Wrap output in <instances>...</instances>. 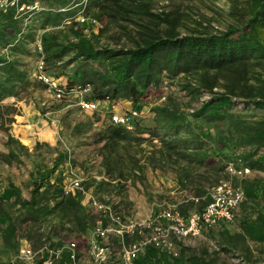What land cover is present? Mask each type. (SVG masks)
Returning <instances> with one entry per match:
<instances>
[{
	"label": "trees",
	"instance_id": "1",
	"mask_svg": "<svg viewBox=\"0 0 264 264\" xmlns=\"http://www.w3.org/2000/svg\"><path fill=\"white\" fill-rule=\"evenodd\" d=\"M18 2L26 6L39 2L47 11L17 13L16 8L0 11V112L9 109V106L1 104L5 98L21 99L35 90H46L43 84L29 78L25 65L19 61L28 54V47L34 41L33 25L25 22L35 17L41 20L42 26L58 24L61 16L65 15L62 13L69 12L65 10L75 4L73 0ZM87 3L85 15L97 10L96 19L128 22L134 26L137 36L128 37L132 42L130 48H96L80 30H69L73 41L66 39L65 43L59 41L55 33H43L40 42L46 71L49 75L64 76L61 87L66 93L88 85L91 91L85 97L87 102L128 99L135 106L146 101L149 88L158 85L163 73L173 78L198 70H225L230 76L225 94L211 97L188 114L195 121V129L185 123L186 114H182L174 102L153 109L151 126H146L143 120L135 122L132 130L112 123L105 125L97 139L105 141V175L112 180L131 176L143 180V165L128 153V149L133 142L138 144L156 138L160 143L159 150L150 152L144 162L151 167L168 165L175 173L177 183L183 189L193 190V199L186 198L177 206L185 215L191 209L200 210L209 200V190L189 187L192 181H188L185 163L211 167L215 164L216 168L212 169L217 173L234 162L236 166L244 165L252 171L264 172V117L256 121L246 120L232 111L241 107L264 115V79L249 76L253 67L264 72V0H231L230 14L236 23L224 32L184 35L178 31L177 15L154 14L147 1L88 0ZM70 53L72 56L64 60ZM72 63L76 67L72 73H67L66 68ZM93 64L101 65L103 71L95 69ZM252 80L257 83L252 84ZM213 86L214 83L210 82L202 88L210 90ZM95 119L98 120L97 117ZM218 123L225 124L220 128ZM208 124H217L214 137L207 131ZM212 139L213 148L209 146ZM120 149H123L122 153ZM66 155L65 151L56 150L50 165L43 160L33 163L28 171V198L19 199V205L11 201V197H19L20 194L13 184L0 194V239L6 247L17 250L19 231L27 221L30 226L24 228L22 237L31 240V245L37 248L43 240L51 241L53 237L57 238V243L67 235H84L95 228L98 220L107 218L82 205L80 192H64L60 166ZM120 157L122 160L126 158L124 164ZM136 171L140 174H135ZM211 175L210 181L215 184L222 180V175L228 179V174ZM95 183L93 194L98 199V193L101 189L107 190L109 182L102 179ZM240 184L245 199L234 218L238 232L230 233L226 225L220 226L219 236L226 251L227 245H233L234 241L264 244V177H245ZM195 198L201 204L196 203ZM102 225H106L105 220ZM121 238L128 241L130 236L123 234ZM40 263L36 261L35 264ZM59 264H68L66 255ZM136 264L217 263L205 252L197 254L187 246H182L177 256L147 246L136 259Z\"/></svg>",
	"mask_w": 264,
	"mask_h": 264
},
{
	"label": "rangeland",
	"instance_id": "2",
	"mask_svg": "<svg viewBox=\"0 0 264 264\" xmlns=\"http://www.w3.org/2000/svg\"><path fill=\"white\" fill-rule=\"evenodd\" d=\"M147 1L154 14L170 13L177 15L179 19L178 31L181 35L189 33H219L224 32L235 25L234 17L231 12V0H136ZM88 2V0H87ZM83 0H73L72 8L65 10L58 24H48L42 26L40 19L32 18L25 24H32L34 29V41L28 47V54L19 58L28 72L30 79H34L36 63L43 55L40 37L43 33H55L59 41L65 43L66 39L72 40L69 30H80L96 48H130L131 37H136L134 26L128 22L119 23L107 22V20L96 19L97 10H91L85 15L88 3ZM28 9L29 12L47 11L38 3L29 5H19ZM36 5V7H35ZM31 7H35L31 10ZM15 8V7H11ZM10 9V8H8ZM7 9V10H8ZM17 10V8H16ZM63 11V10H62ZM6 12V11H5ZM94 20L96 25L88 23L80 24L76 19L79 13ZM18 13V12H17ZM94 18H93V17ZM130 37V38H128ZM73 41V40H72ZM37 44L41 46V54L37 50ZM68 54L64 60L70 58ZM76 64H70L66 69L67 73H72ZM98 71H103L99 64H93ZM52 75V74H51ZM54 78L63 81L64 76ZM250 77H261L264 79V72L258 67L252 68ZM254 79V78H253ZM213 82L214 86L210 90L202 88L207 83ZM230 82V76L225 70L193 71L179 74L173 78L161 75L156 87H150L147 92V99L137 105H141L144 110V117L141 119L146 126L153 124V109L168 102H174L184 116L189 126L194 128L195 121L188 114L200 105L208 101L211 97L225 94V86ZM256 84V80H252ZM197 91V92H195ZM80 99L69 96L62 101L55 100L47 90H35L31 94L21 99L14 97L5 98L1 104L9 106L7 110L0 112V194L13 184L20 190L19 197H11L14 205H19V199L28 198V171L37 160H43L48 165L56 156V150H63L67 153L64 163L60 166L63 178V187L67 186L72 178L78 176L82 179V187L93 194L95 182L107 180L109 182L107 190L101 189L98 199L112 206L114 214L118 215L121 222L127 219L142 220L156 214L163 206L168 204H178L191 197L192 189H183L175 178V173L168 166L162 168L155 164L154 167L144 162L150 152L159 150L160 143L155 138L144 140L136 144L135 142L128 149V153L139 159L143 165V180L138 177L121 178L112 180L105 175L103 156L106 150L103 148L105 141H97L102 135L105 125L110 123L109 112L106 109L91 111L83 110L79 105ZM118 103L122 106L132 107V102L128 99H119ZM233 112L241 114L246 120H259L264 117L260 112L249 109H232ZM98 118L96 120L95 118ZM225 123H218L223 128ZM217 125V124H215ZM213 124L206 125L207 131L214 137L217 128ZM219 127V126H218ZM195 129V128H194ZM147 138V135H143ZM209 146L213 148V139L209 141ZM226 151V149H224ZM121 153L123 149L119 150ZM230 154V151H226ZM157 157V156H156ZM122 160V157H120ZM119 161V163L121 162ZM124 157L121 163H125ZM234 163V162H233ZM240 162H237V164ZM235 164V163H234ZM188 181H192L189 187H197L200 190L208 191L214 186L210 181L211 174H228L226 165L223 171L215 172L213 166L193 165L185 163ZM216 168V167H215ZM58 171L55 172L57 174ZM135 174H140L136 171ZM255 173L247 174L252 177ZM204 176V178H202ZM264 177V174H263ZM222 175L220 179L224 180ZM235 181V178H231ZM75 192V191H74ZM94 195V194H93ZM95 196V195H94ZM204 200V197H202ZM201 204V201H195ZM191 209L188 212L194 211ZM95 213V212H94ZM238 218V216H237ZM106 225L114 227L116 223L110 218L104 219ZM101 223L103 224V221ZM97 225V222H96ZM105 225V226H106ZM26 226H30L27 221L19 231L20 239H24ZM230 233L238 232L237 221L226 225ZM221 227L203 231L199 236L187 238L178 242L179 250L182 246L190 247L197 254L205 252L208 258L215 260L217 264H264L263 253L264 244L252 241H234L233 245H227L228 251L223 249L224 241L219 236ZM90 232L75 237L72 234L64 236L62 240L75 241L79 254L83 259L88 260V242ZM110 236L108 243L111 253L104 264H123L122 245H127L134 239L135 235H129L128 241L119 236ZM117 241L114 242L113 239ZM27 240V239H26ZM31 242V240H27ZM57 238L53 237L52 243H56ZM32 244V242H31ZM17 253L6 247L0 239V262H11Z\"/></svg>",
	"mask_w": 264,
	"mask_h": 264
},
{
	"label": "built area",
	"instance_id": "3",
	"mask_svg": "<svg viewBox=\"0 0 264 264\" xmlns=\"http://www.w3.org/2000/svg\"><path fill=\"white\" fill-rule=\"evenodd\" d=\"M86 2L87 0H83L84 4ZM11 7L17 8L18 13H26L28 10H25L24 7L18 8L17 0H0V11L5 12ZM35 7H31V10H34ZM76 20L82 25L88 23L96 25L94 20L85 17L81 12ZM37 50L41 54L39 44H37ZM34 79L43 84L55 100L62 101L66 97L74 96L80 99L79 105L83 110L106 109L109 112L110 123L127 130H132L135 122L141 120L145 115L141 105L119 110L117 109L118 102L85 101V97L91 91V87L88 85L76 87L66 93L61 87L62 81L47 73L42 56L36 63ZM226 170L230 178L220 180L211 187L208 192L209 200L200 210H194L183 215L176 204H168L148 218L142 220L127 219L126 222L120 221L119 216L113 213L110 204L97 200L89 190L84 189L82 179L75 176L64 187V192H80L82 195L81 202L84 206L110 218L116 225L114 227L103 226L101 220L97 221V225L90 232L88 260L83 259L79 254L77 244L73 240H60L55 244H52L50 240H43L40 246L34 248L26 239H20L17 253L11 264H35L36 261H41L40 264H59L64 255L67 256L68 264H104L111 253V247L108 243L110 236L121 237L123 234L136 236V239L127 245H122L123 264H136V259L147 246L177 256L179 254L178 242L197 237L203 231L234 222L239 205L245 199L240 180L252 170L244 165L236 166L232 162L226 165ZM232 177L236 178V181H232Z\"/></svg>",
	"mask_w": 264,
	"mask_h": 264
},
{
	"label": "crops",
	"instance_id": "4",
	"mask_svg": "<svg viewBox=\"0 0 264 264\" xmlns=\"http://www.w3.org/2000/svg\"><path fill=\"white\" fill-rule=\"evenodd\" d=\"M126 108H128L127 106H126V104H123L122 106L118 103V105H117V109H126ZM107 111V110H106ZM255 174L253 175V176H255V175H258V176H262L263 177V174H264V172H261V171H253ZM189 198H192V196L191 197H189ZM83 205V204H82Z\"/></svg>",
	"mask_w": 264,
	"mask_h": 264
}]
</instances>
